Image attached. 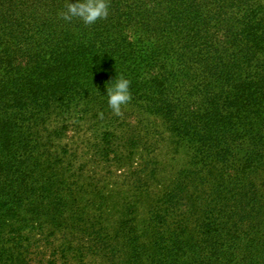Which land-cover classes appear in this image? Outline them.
<instances>
[{
    "label": "trees",
    "instance_id": "trees-1",
    "mask_svg": "<svg viewBox=\"0 0 264 264\" xmlns=\"http://www.w3.org/2000/svg\"><path fill=\"white\" fill-rule=\"evenodd\" d=\"M69 2L0 0V264H264V0H107L91 25ZM165 136L186 165L150 197L153 155L113 214L96 168Z\"/></svg>",
    "mask_w": 264,
    "mask_h": 264
},
{
    "label": "rangeland",
    "instance_id": "rangeland-1",
    "mask_svg": "<svg viewBox=\"0 0 264 264\" xmlns=\"http://www.w3.org/2000/svg\"><path fill=\"white\" fill-rule=\"evenodd\" d=\"M91 122L90 124H85L82 132L80 135H75L74 138L70 140L73 147L80 148L82 154L80 155L81 160L89 161L90 156L92 152L89 151V145L92 144L93 138H92V130H91ZM72 140L74 143H72ZM155 160L159 164V168L157 171L156 181L150 182L149 181V187L150 189V197L151 195L157 196L159 194L160 188L162 184L167 185L175 179L176 175L178 174V171H180L185 165L187 156L185 152L182 150L176 154L173 145L171 144L170 140L165 136L164 139H162L159 149L154 153L151 154L148 151L141 150L134 153V156L131 160V165L128 168V171L125 169L122 171H118L116 167H112V164L110 166L99 164L96 168V174H93V179L99 180L102 185L107 186V190L105 192H109V197L111 198L112 205L116 206L114 210H112L113 214L116 213L118 210V206L120 203L128 197H130L129 192L132 195L133 192V199L135 196L134 201L138 200V198H141L143 195H139L138 192L133 191V188L136 185V181L133 180V176L135 172H139L140 170H144L146 167L149 168V163ZM83 157V159H82ZM91 167V166H90ZM114 171V172H113ZM91 172V171H90ZM113 172V173H112ZM131 172V173H130ZM148 173V170L147 172ZM125 174V175H123ZM141 174H144L142 172ZM96 175V176H95ZM144 178V176H142ZM148 183V182H147ZM133 184V188H132ZM132 189V192H131ZM142 200H147V197L144 196ZM140 210L138 214V220L140 227L144 226L145 218H147V210L148 205L147 203H143L140 205ZM119 216V213H118ZM110 216V221L112 223H115L119 217ZM146 223V221H145ZM61 264V262H59ZM70 264H107L105 262V259L99 255H93L89 257H85L83 262H80L78 258H71Z\"/></svg>",
    "mask_w": 264,
    "mask_h": 264
},
{
    "label": "clouds",
    "instance_id": "clouds-1",
    "mask_svg": "<svg viewBox=\"0 0 264 264\" xmlns=\"http://www.w3.org/2000/svg\"><path fill=\"white\" fill-rule=\"evenodd\" d=\"M58 15L65 21L78 18L85 25H91L98 19L108 17L109 4L107 0H75L69 2ZM109 82V85L105 86L104 94L107 97V105L114 114L120 115L122 106L131 100L130 82L121 75H116Z\"/></svg>",
    "mask_w": 264,
    "mask_h": 264
}]
</instances>
